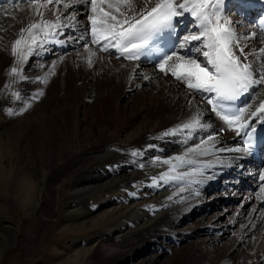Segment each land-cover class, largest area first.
I'll return each instance as SVG.
<instances>
[{
  "label": "bare ground",
  "instance_id": "bare-ground-1",
  "mask_svg": "<svg viewBox=\"0 0 264 264\" xmlns=\"http://www.w3.org/2000/svg\"><path fill=\"white\" fill-rule=\"evenodd\" d=\"M64 1L66 0H61V2ZM84 2L85 0H69L67 3L72 5L70 8H60L59 5L62 4L60 3L49 5L51 10L40 9L43 12V20L57 23L56 16L60 17L59 24L62 26L58 28L60 43L57 46L79 48L76 51L72 49L65 57L58 58L61 61L55 66V71L47 73V83L41 91L49 88L48 96L51 106L47 105V97L44 98L46 100L39 103L40 115H36L40 128H44L52 142L51 177L56 181L53 191L48 190L46 186L39 196H42V200L51 210L58 209L63 198L68 194L71 195L69 193L71 188L75 201H78L77 207L71 208L64 215L67 222L63 228L67 232L77 234L76 238L80 247L74 250V253L64 255L59 264H114L129 249L128 246L125 248L115 246L114 243L120 236L135 234L134 237L140 238L147 233L151 234L157 221L168 218L174 204L183 206L184 202L190 201L202 206L198 195L193 193L200 190L199 186L206 190L211 179L212 181L217 179L212 184H216L218 189L224 188L227 191L226 194L229 192L233 195L232 197H238L241 200L237 203V208L241 214L249 213L246 218L248 217L247 221L251 223L250 232L257 233L259 240L264 241V212L257 204L259 200L257 196L245 191L237 182V175L243 174L245 169L243 163L245 154L238 146L241 139L238 126H229L211 111V106L207 104L209 93L190 90L182 81L172 80L170 73H161L159 69H153L143 63H126L103 55L111 53L112 48L108 47L107 51L96 49L91 42L92 31L85 37L88 44L78 46L79 35L85 34L80 26V21L87 17V12L82 7ZM227 2L224 0L221 5V14L234 22L232 27L248 55L246 62L251 65L250 70L253 75H264V66L253 63L256 55L264 54L261 52V49H264L262 35L255 26L244 23L242 17L225 13ZM38 3L44 4L46 0ZM84 5L88 6V4ZM9 6H0V41L5 34H8L11 40L6 41L5 45L12 52V46L20 35L12 34L10 29L20 27L21 24L26 28L31 23H38L41 18L36 16L33 3ZM104 6L108 10L107 5ZM137 6L139 7V3ZM72 15L75 16L77 25L74 30L65 26L72 21L67 20ZM40 30L33 29V34L38 35ZM23 35L25 39L29 37L28 32ZM180 39H183V36ZM79 44L81 45L80 42ZM88 49L95 53L91 57V66L88 63ZM175 53L184 56L180 52L175 51ZM201 55L202 51L198 57V61L202 62L204 57ZM171 63L173 61L169 62ZM109 65L113 66L111 71L114 74L123 73L129 81H132V87H139L147 81L157 83L155 85L159 88V99L166 96L167 100L166 103L159 104L153 112L152 120L139 125L135 124L137 116H127L126 109L122 106V92L110 87L113 77L106 72L107 68L111 69ZM83 69H87L90 73L94 72L97 78L103 76L105 81L103 85L106 87V92L103 95V102L113 110V117L111 120L104 121L106 126L100 128L101 132L97 126L90 125L91 123L84 119V116L82 117V115L87 116L88 96L79 93L77 83L79 79H84L86 76L87 72ZM149 89L151 90V87ZM248 89L249 95L247 91L244 92L242 105L245 108L259 107V98L264 96V85L252 84ZM111 94L114 95L111 96ZM154 94L153 90L150 91L144 97V101L152 99ZM151 110L152 107H149V111ZM50 114L56 116L55 127L63 131L61 135L65 143L64 161L57 159L56 138L53 137L54 127H52L53 120L49 117ZM193 117H197L208 127L197 128L191 131V135L188 131H179L176 135H165L166 132L178 129L183 123L189 122ZM263 117L264 115L259 114L258 117L248 116L244 123H248L250 119L258 121ZM40 128L37 129L40 130ZM92 130L97 133L96 141L93 142L90 137ZM85 133L88 135L89 142L86 146H82L81 139ZM209 134L213 139L208 140ZM201 141L206 143L201 144ZM198 144L201 147L196 152L188 151ZM1 146L0 149L3 148ZM176 157H183V162L176 160ZM5 159L4 154L0 153V185L15 181L19 170V167H8ZM89 159L97 162L111 159L115 181L110 185L108 182L102 184L107 178L108 170L100 169L102 168L100 165H89L87 162ZM166 160L169 163H164ZM70 172L75 174L68 179L67 175ZM162 176L166 179H161ZM219 177L221 178L218 180ZM220 180L221 183H219ZM120 183H123V192L108 196L117 191ZM236 190L238 191L234 192ZM31 191L33 187L29 189V192ZM97 194L99 196H96ZM34 195L35 193L31 194V196ZM231 204L235 203L231 202ZM38 216L40 225L49 222L44 215L39 213ZM56 228L57 224L48 226V229ZM25 239L27 236L24 234L21 240L24 242ZM34 239L33 245L36 244L37 237ZM110 241L113 243H109ZM142 262L158 264L156 257H145Z\"/></svg>",
  "mask_w": 264,
  "mask_h": 264
},
{
  "label": "rangeland",
  "instance_id": "rangeland-1",
  "mask_svg": "<svg viewBox=\"0 0 264 264\" xmlns=\"http://www.w3.org/2000/svg\"><path fill=\"white\" fill-rule=\"evenodd\" d=\"M67 1L69 0L61 2L59 7L63 8V3ZM228 11L230 15L235 13L232 10ZM73 17L74 15L69 16L67 20H72ZM22 28H24L23 24L20 27H12L10 32L19 36ZM69 28L75 29L70 26ZM193 31L188 28L187 34L191 35ZM246 32L249 33L248 30ZM40 39L37 38V43L32 45V53L24 61L13 56L6 47L5 42L11 40L8 34H5L0 41V118L2 119L0 120L2 146H0L3 147L0 153L6 157L5 164L8 167H19L15 181L7 182V185L5 183L6 186L0 185V264H59L64 255L74 253V250L80 247L76 238L77 234L67 232L63 228L67 222L64 215L71 208L77 207L78 201H75L73 189L69 190L71 195L64 197L60 207L55 210H51L42 200V196H39L46 186L48 190L53 191L56 181L51 177L52 142L44 128H40L36 116L40 115L39 103L46 100L44 98L47 97V105L51 106L48 96L49 88L42 91V96L35 97L45 84L41 78L48 77L49 71L54 72L53 65L56 66L61 61L56 56L53 40H49L48 46ZM26 40L31 44L30 39L26 38ZM79 42L78 46H81ZM70 49L74 48L70 47ZM18 51H27L26 45L19 46ZM256 56L258 57L254 58L255 63L261 61L258 65L264 66V54ZM13 67L17 68L25 79L21 80L20 75L10 74ZM109 67L111 69L107 68L106 72L113 77L110 87L122 92V106L126 109L127 116H137L135 124L139 125L152 120L153 112L161 102L166 103L167 100L166 96L159 99V88L155 85L157 83L147 81L139 87H132V81H129L123 73L114 74L111 71L113 66L109 65ZM83 71L87 72V69ZM103 83H105L103 76L97 78L94 72H87L85 78L79 79L77 83L79 93L88 96L87 116L82 115V117L84 116L83 118L89 121L90 125L97 126L99 132H101L100 128L106 126L104 121L111 120L113 117V110L103 102V95L106 92ZM152 90L155 92L153 98L144 101V97ZM13 92H19L21 98L15 99L12 96ZM149 107H152L151 111ZM9 109H12L15 114L10 115ZM50 110L52 111V108ZM53 114L49 117L53 120L52 127L55 128L52 132L53 137L56 138L57 159L64 161L63 131L55 127L56 116ZM96 134L95 130L90 132L92 142L96 141ZM87 136L86 133L83 135L82 146L88 144ZM2 149L4 151H1ZM116 157L119 158V156ZM87 162L89 165H100L102 166L100 169L108 170L107 178L102 184L108 182L110 185L115 181L111 159L98 162L89 159ZM74 174L70 172L67 178L71 179ZM212 180L208 183L206 190L201 187L198 191L203 194L193 193L198 195L202 206L190 201L184 202L183 206L174 204L168 218L157 221L151 234L147 233L140 238L134 237L135 234L120 236L118 241H115V246L119 248L128 246L129 249L114 264H144L142 260L145 257H156L158 264H264V241L259 240L257 233L250 232L251 223L247 221L248 217L246 218L249 213L241 214L237 203L219 201L215 193L219 190H214L218 189L217 185L212 186V182L217 179ZM31 187L33 191L29 192ZM210 189L208 193L207 190ZM122 192L123 183H120L117 191L108 196ZM29 193H35V195L31 196ZM228 195L233 196L229 192L226 196ZM39 213L49 219V222L40 225ZM177 218L179 221H175ZM50 224H57V228L48 229ZM24 234L27 239L23 242L21 239ZM35 237L37 242L33 245Z\"/></svg>",
  "mask_w": 264,
  "mask_h": 264
},
{
  "label": "snow or ice",
  "instance_id": "snow-or-ice-1",
  "mask_svg": "<svg viewBox=\"0 0 264 264\" xmlns=\"http://www.w3.org/2000/svg\"><path fill=\"white\" fill-rule=\"evenodd\" d=\"M88 2L93 12V15L88 17L92 24L91 42L98 44L103 40L105 43L101 50L107 51L109 46L115 47L122 54H126V58L129 60L138 59L149 42L158 38L162 32L167 31L169 35L175 34L176 24L174 22L176 18L189 13L198 22V34L185 35L183 41L184 44L200 41L203 49L207 50L196 47V51H202L204 61L185 59L183 55L173 52L171 55L165 54L162 57L158 65L159 71L164 74L170 73L176 80L186 84L190 90L214 94V98H209L207 104L211 106V111L229 126L245 120L248 116L264 115V96L259 98V107L244 108L231 115L222 114L224 111L222 102L237 100L241 93L247 91L252 84L264 85V75L256 74L254 76L250 70L251 65L246 62L248 55L245 53L244 46L239 43L237 33L232 27L234 22L226 19L220 12L223 0H99L101 5L99 7L98 0H88ZM60 3L61 0H46V3L40 4L38 0H33L35 14L41 19L38 23H31L20 30V38L16 39L12 46L13 56H17L20 61L27 60L28 55L33 51L32 45L37 43V36L33 34V29H50L62 26L59 24V15L56 16L57 23H52L43 20V12L40 11L41 8L51 10L49 5H59ZM105 4L108 10L103 7ZM63 7L70 8L72 5L65 2ZM25 32L29 33L28 39L31 40V44L25 39L23 35ZM22 44L26 45L27 51H18V47ZM183 46L182 44L181 47ZM88 51V63L91 66V57L95 53L91 49ZM261 52L264 53V49H261ZM170 61L173 63L169 64ZM10 74L20 75L21 80L25 79L15 67L11 68ZM41 80L43 83H47V77L41 78ZM42 95V91L38 92L36 98ZM12 96L15 99L21 98L19 92H13ZM8 111L10 115L15 114L12 109ZM206 127H208L206 123L193 117L189 122L183 123L178 129L166 132L165 135H176L179 131H188L191 135V131ZM240 127L249 129L245 135L256 131L247 122L241 124ZM211 139L213 137L209 134L208 140ZM249 139H251L250 135ZM203 143L206 141H201V144ZM200 147L201 145L198 144L188 151L196 152ZM250 148L249 144L244 150L247 151ZM176 160L183 162V157H176ZM164 163L167 164L169 161L166 160ZM161 179H166V177L162 176ZM259 179L264 181V174H261ZM153 183H156L155 179ZM261 192L264 193V188L261 189Z\"/></svg>",
  "mask_w": 264,
  "mask_h": 264
}]
</instances>
